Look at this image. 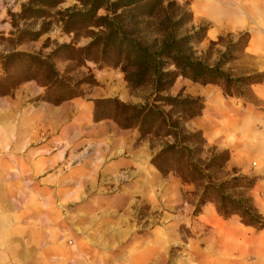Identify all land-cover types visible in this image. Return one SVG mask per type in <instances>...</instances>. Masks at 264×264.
Segmentation results:
<instances>
[{
    "label": "rangeland",
    "instance_id": "1",
    "mask_svg": "<svg viewBox=\"0 0 264 264\" xmlns=\"http://www.w3.org/2000/svg\"><path fill=\"white\" fill-rule=\"evenodd\" d=\"M37 3L0 0V56H46L56 45L70 44L74 52L52 61L64 80L77 84L78 96L53 104L37 80L0 95V264H264V254L249 253V226L236 215L222 218L211 202L194 215L201 187L174 171L162 175L151 163L174 140L165 129L141 136L112 119L93 120L95 99L135 105L156 99L191 139L192 162L204 176L214 182L233 174L256 178L252 189L234 193L252 197L264 216V139L249 148V107L264 118V95L251 86L264 82L243 88L242 96L180 76L158 94L149 83L131 86L119 67L66 58L98 31L73 15L85 9L80 1ZM189 10L190 25L207 26L194 48L209 63L224 50L223 43L211 44L219 35L234 40L249 32V24L264 28V0H191ZM252 35L250 48L235 52L224 67L235 76L264 73V34ZM178 94L199 98L202 113L185 118L159 100ZM224 150L230 154L226 164Z\"/></svg>",
    "mask_w": 264,
    "mask_h": 264
},
{
    "label": "trees",
    "instance_id": "2",
    "mask_svg": "<svg viewBox=\"0 0 264 264\" xmlns=\"http://www.w3.org/2000/svg\"><path fill=\"white\" fill-rule=\"evenodd\" d=\"M30 1L36 4L43 2L44 5L60 2ZM78 1L85 9L73 15L87 20L98 31L93 33L87 45L76 51L77 55L71 53L66 57L68 59L80 61L81 56H84L101 65L119 67L131 86L149 83L156 94L173 84L178 76L202 85L218 84L228 96H242L243 88L264 82V73L249 75L247 72L235 76L224 68L236 58L235 52L244 51L248 47V31L239 32L234 40L219 35L216 41H211L213 45L224 44V50L218 51L213 63L197 56L194 44L205 38L207 26L190 25L191 0ZM24 7L22 13L26 11ZM99 8H103L105 14L97 15ZM66 51L74 52L75 49L70 44H60L46 56L24 51H11L0 56L3 71L0 76V95L8 94L21 81L37 80L45 86L44 100L53 104L78 96L77 84L71 85L64 80L52 61L60 52ZM159 100L163 105L177 108L185 118L200 115L204 108L199 98L181 94L160 96ZM156 101L154 99L153 103L135 105L116 98L95 99L93 120L112 119L121 128L136 127L141 136L157 134L165 129L164 135L174 140L166 143L153 156L151 163L162 175L174 171L183 182L201 187L194 215L200 213L206 202H211L222 218L236 215L243 225L257 230L264 229V216L258 212L252 197L234 193L238 188L252 189L256 178L233 174L223 181L214 182L211 176H204L203 169L192 162L191 139L186 137L179 122L171 121L170 113L165 112ZM179 135L182 139L178 138ZM229 157V151L224 150L222 162L226 164ZM202 181L205 183L202 184Z\"/></svg>",
    "mask_w": 264,
    "mask_h": 264
},
{
    "label": "crops",
    "instance_id": "3",
    "mask_svg": "<svg viewBox=\"0 0 264 264\" xmlns=\"http://www.w3.org/2000/svg\"><path fill=\"white\" fill-rule=\"evenodd\" d=\"M259 31H261V33L264 34V28H260V27L257 28L255 27V25L249 24V33L251 34L249 38V48H250V44L252 43V40L254 39V36L252 34H257L259 33ZM251 90L255 94L264 95V85H260L259 87L251 86ZM253 113H254L253 108L249 107V148L250 150H251V147H253L254 145L253 143L254 139H257V138H259L260 140L264 139V118H261L258 120L257 116H254ZM214 138H216V136L212 135L211 139L213 140ZM222 145L224 147L228 146L225 139ZM249 153H252V151ZM255 206L258 207V204ZM251 230L254 231V233ZM256 251L264 254V229L257 230L254 227L249 226V253H256Z\"/></svg>",
    "mask_w": 264,
    "mask_h": 264
}]
</instances>
